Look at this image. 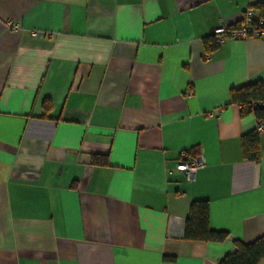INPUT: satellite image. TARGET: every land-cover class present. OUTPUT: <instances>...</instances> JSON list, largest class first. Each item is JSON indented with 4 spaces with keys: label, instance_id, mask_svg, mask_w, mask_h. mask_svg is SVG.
<instances>
[{
    "label": "crops",
    "instance_id": "0c3cea01",
    "mask_svg": "<svg viewBox=\"0 0 264 264\" xmlns=\"http://www.w3.org/2000/svg\"><path fill=\"white\" fill-rule=\"evenodd\" d=\"M261 2L0 0V264H219L264 234V120L230 100L264 36L204 47ZM198 200L224 240L183 237Z\"/></svg>",
    "mask_w": 264,
    "mask_h": 264
},
{
    "label": "trees",
    "instance_id": "16d2710c",
    "mask_svg": "<svg viewBox=\"0 0 264 264\" xmlns=\"http://www.w3.org/2000/svg\"><path fill=\"white\" fill-rule=\"evenodd\" d=\"M254 10L252 21L253 26H261L264 29V2L250 6ZM259 21L261 23L259 24ZM242 22V20H241ZM228 26L229 28H238L241 24ZM204 47L207 53L217 48L213 36L204 39ZM231 102L238 103L241 106V115L253 112L258 121L264 120V107L256 106L249 108L251 100H264V84L261 82H253L242 85L230 90ZM241 154L244 159L258 160L259 158V142L256 131L244 134L240 138ZM190 155V154H189ZM196 153H191V156ZM93 164L105 165L107 163L106 156L92 155ZM208 204L205 200L192 201L189 206V212L185 220L183 237L188 240L201 241H221L226 238L224 232L215 231L210 228L208 221ZM234 249L231 253L226 254L219 264H257L264 259V234L259 236L253 242L244 244L234 241ZM164 259H167L166 257Z\"/></svg>",
    "mask_w": 264,
    "mask_h": 264
},
{
    "label": "built area",
    "instance_id": "2783aa9c",
    "mask_svg": "<svg viewBox=\"0 0 264 264\" xmlns=\"http://www.w3.org/2000/svg\"><path fill=\"white\" fill-rule=\"evenodd\" d=\"M254 17V10L252 8H247L242 18V22L238 28H229L225 25H220L213 29L212 36L214 42L218 45L225 39H246L249 37H261L264 36V29L261 26H253L252 21ZM261 21H259V24ZM8 27H14L11 23L7 24ZM190 92L188 93V95ZM256 106L264 107V100H251L249 102V108H254ZM262 131V125H258L257 134ZM206 164L205 158L202 154H197L194 156L188 155L186 152H181V158L175 164L173 170L183 173L187 178L192 179L195 176L196 171L199 168L204 167ZM232 239L231 237H229Z\"/></svg>",
    "mask_w": 264,
    "mask_h": 264
}]
</instances>
